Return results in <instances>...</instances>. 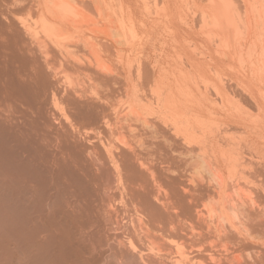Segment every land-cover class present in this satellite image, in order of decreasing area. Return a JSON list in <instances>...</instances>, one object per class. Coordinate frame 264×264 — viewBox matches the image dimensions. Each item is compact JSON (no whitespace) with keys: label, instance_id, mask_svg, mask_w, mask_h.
Instances as JSON below:
<instances>
[{"label":"rangeland","instance_id":"374dc122","mask_svg":"<svg viewBox=\"0 0 264 264\" xmlns=\"http://www.w3.org/2000/svg\"><path fill=\"white\" fill-rule=\"evenodd\" d=\"M38 1L0 0V29H2V31H9L12 40H14L13 37L15 39L17 37L20 38L21 43L18 39L19 45H27V47L32 50H29L30 53H38L37 56L33 53L29 56L33 57L35 61L37 60L39 64L45 62L44 55L49 53L48 60L50 62L48 61L49 63H47L49 65L53 64L57 70L60 66H63L60 70L65 71V74L68 75L65 76L62 71V76H65L62 78V81L59 78L61 75L53 79L51 78L53 81L52 91L63 103L67 115L74 127L80 133H88L90 141H86L75 133L70 127V123L65 121L60 113L53 107L52 93L48 95L49 97H47V101H45L46 104H42L44 105L43 107L41 106L43 108L41 109V116L43 115L44 117L41 129H44L40 131V133L41 135L44 133V135L39 137V140L41 139V146L48 142L47 151L45 149L47 147L46 145L42 147H44L45 151L43 152L47 155L48 161H50L52 155V161L49 162L51 165L54 161H63L66 157L69 159L70 157L73 158V155L74 158L78 159V164L81 163V165L79 164L80 168H82L81 175L86 181L88 188H90V190L88 189V199L83 201L84 203L81 202V206H84L82 208H87L86 211L89 209L88 219L86 218L87 215H85L83 221L85 228L89 226L87 227L88 232H85V235H87V233L88 235L85 236L84 233L83 235L85 239L87 238L86 241L90 242V246H92L91 241H93V245H95L93 247L99 250L96 251L93 249V251H96L94 253L96 256L94 255L95 258L93 257V259L89 261V264H91V262L92 264H94V262L96 264H109L114 259H118V256V261H122H119L117 264H121L123 261L124 263L127 261L128 263L126 262V264H130L129 261L135 258V263L138 260L139 264H146L140 261L137 252L129 249V246H125L129 238L136 243L135 245L138 249L144 251L143 254L150 256L149 259L151 262L146 259L147 264H172L173 261L170 260L169 256L174 254V250H170L172 245L163 240L165 237H171V239L176 241L182 238L187 242L194 240L195 244H193L194 247L190 252L194 253L192 256L199 255L200 258H205L206 264H214L210 262L208 258L207 252L211 251L217 252V256L224 254L223 256L226 258L222 256L220 264H264V84L261 82L264 78L261 75L262 79L259 77L261 80L259 81L257 79L259 74L255 76L257 73H252L254 71L253 64L252 69L250 66L251 62L253 63L254 61L248 58L247 60H250V63L243 62L247 57L239 60L242 55L238 54V52L235 53V48H219L220 46L218 47V43L212 42L211 38L208 36L210 35L208 34L209 32H207L205 28L202 29L204 27L200 19L202 7H204V4L202 5V0H157V5H159L157 8L155 7V3L153 5V0H102L104 2H100L101 0H74L75 5L82 1V3H78L77 6L79 7V5L83 4L81 6L84 8H79L78 10L81 9L80 11L83 12L82 14L86 16L82 17L80 15L79 18L81 22L82 20L85 21L83 23H85L84 26H86H83L80 19L78 21L81 25H78L80 23L73 25L72 22L70 23L72 25H70L67 19H63V22L60 21L57 28H60V30L62 28V31L70 32L71 34L67 33L68 39L65 41V43L68 41L70 45L67 44V46H69L68 49L70 48L71 50L69 51L67 49L69 52L67 50L63 52L64 50H62L63 53H61L59 48L58 50L55 46L50 45L52 44L50 41H47V52L45 50V53L43 49L42 51L45 53L43 55L40 53L42 48L39 46L37 47L34 43L35 38L28 35L21 24V22L31 21L32 18L35 17L36 9L34 10V8L43 7L46 1L48 5L52 0ZM98 3L101 6L105 3L106 6L105 4L104 6L108 13L111 12L109 13L110 15L112 11L114 12L112 18L110 15H107L108 13L105 14L106 10H104L103 13L102 7L104 8V6L100 8L98 5V7H96ZM35 4H38V7H36ZM188 5L190 9L192 8V10L196 11H194V13H196V15H194L196 19L192 16V10H189L192 15L188 12ZM110 6L112 7V11L109 10ZM97 9L99 13H96ZM101 12L103 13L102 16L104 19L102 23L100 22L101 19L98 18L100 17L98 14H101ZM95 13L98 15L96 19H92L91 17L87 18L91 14L96 17ZM189 14L191 17H189ZM104 15L109 16L111 19L108 17L105 19L106 16ZM65 20L67 23L64 22ZM94 20L97 23H95ZM98 22H100V24ZM97 24L99 25L96 27ZM103 25L107 29L110 28V31L103 29L104 31L106 30V32L102 33V29L100 28H104ZM113 25L118 27H113ZM77 27L86 30L89 28V30H79ZM97 28L100 29L101 33H98L99 30ZM118 28L120 31L116 30ZM90 29L93 30V33H91ZM75 30L81 32L76 33ZM96 30L98 31L97 33L94 32ZM2 31L0 30V32ZM5 31V34L2 32L3 35L0 33V35H2L1 37L9 33ZM11 33H13V35ZM16 33H18V36ZM107 33L109 35H106ZM14 34H16V37ZM87 35L90 36L89 40L88 37L86 39L84 38ZM8 38L9 34L4 40L9 41L10 38ZM69 38L72 40H70L71 42ZM1 40L0 43L4 41ZM83 41L85 44L91 43L84 46ZM92 42L94 44H92ZM89 45L91 49H89ZM27 47L25 48L27 49ZM94 48L96 49L95 52L93 51ZM90 50L98 55H95ZM83 54L88 58L90 57L89 60L87 59L88 61H90L91 58V61L94 60V66L91 64L93 67L88 65L89 63L86 61V57L84 58ZM38 56L40 57L39 59ZM99 56L101 58L99 60L102 62L104 61V64L107 63L108 67L111 66L110 69L113 70V73L110 71V74L108 72L106 74V71L99 70L97 66V61L99 60H96ZM120 56L121 58L119 60L118 57ZM81 57H83L82 60ZM95 57L97 58L95 59ZM40 59L44 61L40 63L38 61ZM78 59L81 61L76 62ZM42 64L44 65V63ZM244 65H246L245 69L247 70L243 69ZM31 66L32 64L28 66V69L29 67L31 68ZM60 70L58 72H60ZM102 72L104 74H102ZM201 77H203L204 82L201 81ZM65 78L71 79L72 81H70L75 83L76 87L77 84H79L82 91L84 90V93H92L93 91L97 93L98 91L100 97L104 100L100 103L98 101V104L97 101H95V104H100L101 106H96L99 107L100 110L98 108L96 109V107L94 109L101 114L92 110L94 113H97H93L92 117L94 118V116L96 117L97 115L98 118L96 117L94 120H91L92 118L90 115L89 117L91 119H89V121L88 118L86 121L82 120L84 118L81 119L78 115L81 111L79 106L87 102L85 101L86 98H84L86 94L82 96L84 100L80 101L78 96L74 94L71 89H66L64 85L66 82ZM220 79H223V81H220ZM63 80L65 81L64 83ZM93 82H96L94 83L96 90L93 88ZM163 82H165V84ZM159 83H161V85ZM205 83L208 84L206 85ZM79 88L80 87H77V89ZM126 92L130 93H127L130 95V99H135H132L135 106L139 104L137 109H140V113L144 115L143 119H147L148 125L146 126L141 121V123L135 122L133 126L139 130L135 129L134 133L130 134L129 132L131 129L128 127V124H123V132L127 138L131 137L130 141L134 140L132 142L134 147L136 148L137 146L135 151L139 156L137 158L135 156L137 154L135 153V158L138 160L141 158L139 161L146 163L148 167L147 170L151 169L150 171H152V173L139 165H136L140 167L139 169L136 167L137 170L134 169L136 171H132V173L129 172L130 169L127 166L135 158L133 154L130 153L128 155H132L133 160L130 159L131 156L127 155L129 151H125V149L120 146L122 152L119 154L121 149L116 151L115 158L121 163L119 164L121 165L122 183H124V187L121 188L122 186L119 185L116 171L98 139L102 138L105 140L109 138L111 132L109 127L105 125V122L110 121L113 124L116 123L115 107L119 106L120 101L127 99V97L124 98ZM90 95L91 94L87 95L86 100L89 99L88 96ZM173 96L174 98H172ZM91 98L90 96V101ZM152 98L154 99L151 102ZM76 99H78V101ZM157 99L159 103L161 100V104L157 102ZM172 99L175 101L172 102ZM143 100H146L147 103L143 102ZM166 100L169 106L171 103L174 105L179 103V106L176 107H179V110L177 109L176 112L174 105V107L170 108ZM2 101L4 102L1 103L3 106L6 104L5 107H8L7 110L9 112L10 102L6 101V103L5 100ZM79 101L82 103H78ZM155 101L158 104H156ZM153 102L155 106H152ZM8 103L9 105L7 106ZM91 103L94 104V102ZM12 104L13 103H11V105ZM11 105V114L7 113V110L1 106V110L4 109L7 113V115H4L6 116L5 118H3V116L1 117L2 119L0 118L2 121L4 119L6 120L7 116L10 117L9 115H11V118L13 117L17 121H20V114L18 113L19 107L16 108L17 110L14 109L15 111H13L12 108L17 105L13 104L12 107ZM19 105L22 107L19 109L23 112L27 109L25 106ZM159 105L161 107H159ZM82 107H84V105L81 106V108ZM159 109H163L165 112L161 111L160 113L162 114H160L157 112L160 111ZM171 109L172 111L174 110L173 113ZM22 111H20L21 115ZM169 111H171L170 113L172 114H170ZM14 112L19 114V118ZM178 112L179 115L177 114ZM184 112L187 113V115ZM1 113L4 114V112L1 111L0 115ZM13 114L16 116H12ZM178 116L180 117L178 118ZM22 118L23 116H21V120ZM45 119L46 121L48 120V122L45 123ZM170 119L173 120L171 121ZM183 119L189 120V123H187V121L185 122ZM166 120L168 122L165 123ZM174 121L175 123H173ZM173 124H176V127ZM178 124L179 129H177ZM180 124H183L181 126H185V128H181ZM212 124L215 125L213 126ZM191 128L193 129L191 130ZM182 130H186V132ZM99 132L101 135H97ZM184 134L187 137H185ZM184 138L185 140L188 139L191 141H185ZM202 139L203 142L201 141ZM123 150L127 153H123ZM73 151L78 154H74ZM122 153L131 161H128V159L125 160V156L122 155ZM54 156L56 160L53 159ZM79 159L82 160L80 161ZM126 161L129 162H127L128 165ZM202 161L204 162L202 163ZM135 162L131 164L134 165L139 163ZM202 164L204 167L200 170ZM244 167L246 168L244 169ZM170 168L172 171L175 170V173L171 170L172 173L167 171V169L169 170ZM203 169L207 171L205 170V172L202 173L204 171ZM208 170L211 171L208 172ZM212 172H216L219 175L221 174L223 179L218 182V180L211 176ZM229 176H231V178L234 177L231 179ZM235 179L249 184V187L253 191L254 205H251L244 199V201L240 199L244 203L237 199L239 198V195L236 193L237 191L235 192L234 189H231L234 184L233 180ZM157 184L160 187L162 186L163 191L165 190L169 193L167 195L170 199V203L172 202L171 205L175 207L177 211L175 210L173 212L171 210V212H169V210H166L167 212H165L164 207L154 199V196H159ZM222 188H224L226 193L222 191ZM162 193L164 194V192ZM162 193H160V197H165ZM235 194H237L238 197ZM206 196H208L210 200L213 199L214 202L220 200L221 205L219 206L218 204L217 206L216 204L215 206L221 207V210L225 209V206H229V204H227L228 201L226 199L224 200V198L228 196H232L231 198L234 197L233 200H237V205H235L238 207L236 208H239V212H237L238 210L235 208V210H237V217L235 218L231 211L225 209L227 212L226 215L225 210H222L224 211L223 213H225L223 218L229 221L226 219L219 221V219L216 218L214 221L219 224L223 223V227L220 228L219 231L215 229L214 225L209 226V224H206L203 220H199L194 210L197 202L200 203ZM208 197L206 198L207 202L209 201ZM147 201L148 203L153 202L150 204H154L160 209L163 207V214L159 213L162 215L161 220L158 219V217L160 218L159 214L156 218L160 221H155V218L152 219L151 216L150 218L155 224H153L152 220V223H148L150 218L147 217V214H144V216H146L148 220L145 219L144 221L148 223V227H146L148 230L146 231L145 228V231L149 233L148 235L151 236L152 240L157 245L161 246L163 253L160 256L164 257H154L153 254L147 251L146 234L138 229L139 223L136 218V209H140V211L143 212ZM213 201L211 203H214ZM110 203L112 204L111 207H109ZM156 212L158 211L155 210V213ZM228 214L232 216L234 221L231 220ZM186 220L193 223L196 229V237L192 236L193 232L190 230L191 223L185 222ZM93 223L95 225H93ZM218 223L216 224L218 225ZM92 225L94 226L93 228H91ZM91 233L93 237H91ZM87 242L86 244L89 245ZM119 243L122 244L119 245ZM97 244L98 247L100 246L99 248ZM189 244L192 243L190 242ZM2 250L3 251L0 252V264L12 263V261L10 262L12 253L9 250ZM121 251L126 253H122ZM121 253L122 257H120ZM123 254H126L127 258H125ZM111 255L114 256L111 257ZM123 257L125 260L122 259ZM138 261L136 264H138ZM114 262L115 261L110 264H116Z\"/></svg>","mask_w":264,"mask_h":264},{"label":"bare ground","instance_id":"6f19581e","mask_svg":"<svg viewBox=\"0 0 264 264\" xmlns=\"http://www.w3.org/2000/svg\"><path fill=\"white\" fill-rule=\"evenodd\" d=\"M98 1H100V0H98ZM41 2H43V1H41ZM46 2H44L45 5H43V7L40 6V8H34V10L36 9V13H35L36 15H35V17L32 18L31 21L29 20L27 22H21V21L20 22H21L23 28L25 29V31L28 33V35L35 38V42H34V39H33V42L37 45V47L39 46L40 48H42L40 50V53L42 55L47 52V49H46V48H48V46L46 45L47 41H50L52 43V44H50L48 42L50 45L55 46L57 49L59 48L61 53H63L69 47V46H67V44H69L68 41L66 43H65V41L68 39L67 35L70 34V32L68 33L66 31H62V28L60 30V28H57V25H59L60 21L63 22L62 21L63 19H67L69 24L72 22L73 25H77L78 23L81 22V19L79 18V16L80 15L82 17L86 16V15L82 14L83 12L80 11L81 9L78 10L79 8H84V7L81 6L83 4L79 5V7H78L77 5L79 2L77 3V5H75L74 0H52L49 2L51 7L49 6V4L47 5ZM100 2H104V1L101 0ZM80 3H82V1ZM99 3L96 4V7H98ZM154 3L156 5L155 7L157 8V6H159V5H157V0H153V5H154ZM38 4H39V1H38ZM38 4H35L36 7H38ZM104 4L105 3H103L102 6H104ZM202 5L204 6V7H202L203 9L201 8L202 11L200 14L201 15L200 19H201L202 25H204V27L202 26L203 27L202 29L205 28L206 31L209 32L208 34H210V35H208V34L207 35L209 36V38H211L212 42H214L216 44L218 43L217 45H218V47L220 46L219 48H221V47L224 49H226V48L227 49H231V48L234 49L235 48V50H236L235 53L238 52V54L242 55L241 58H239V60L243 59L244 57L245 58L247 57L246 60L249 58L251 61H254L253 63L251 62L250 68L252 69V64H253L254 71L252 73H255V74L257 73L255 76H257L259 74L257 79L259 81H261L259 77H261V75H262L264 78V0H202ZM88 6H90V5H88ZM102 6L99 5L100 8ZM105 6H106V4H105ZM105 6H104V8H105ZM111 6L109 9L110 11H112ZM104 8L102 7L103 13H104V10L107 11V9L106 8L104 9ZM188 8H189V5H188L187 9ZM82 10L85 11L84 9H82ZM189 10H192V8L191 9L189 8L188 12H189ZM32 11H33V8H32ZM100 11H101V9H100ZM106 11H105V14L108 13V11L107 12ZM194 11L195 10L191 11L193 13V15L191 12H189L193 17H194V15H196V13H194ZM97 12L99 13L98 9H97L96 13ZM103 13L101 12V14H98L100 16L98 18L101 19V21H100L101 23H102V21L104 22V19L102 16ZM109 13H111V12H109ZM109 13L107 15H110ZM113 13L114 12L112 11V14ZM112 14L110 15L111 18H112ZM91 15L88 16L87 18L91 17L92 19L93 18L96 19L98 16L97 14H96V17H94L93 15L91 16ZM107 15H104V16H106L105 19H107V17L110 18ZM191 15L189 17H191ZM79 19H80V22L78 21ZM64 22L67 23L66 20ZM83 22H85V21L82 20L81 23H83ZM100 22H98V23L100 24ZM81 23L78 25H81ZM95 23H97V22L95 21ZM72 24H70V25H72ZM84 24L85 23H83V26H84ZM99 24H97L96 27ZM93 25H95V24H93ZM88 26H89V24H88ZM8 27H10V26H8ZM91 27H93V26H91ZM107 27H109V26H107ZM113 27H116V25L115 26L113 25ZM78 29L79 30L83 29L85 31L89 30V28L87 30L84 28H81V29L78 28ZM92 29H94V28H92ZM92 29H90L91 33H93ZM100 29H102L101 32L103 33V32H106V30H109L110 28L107 29L104 26V28L102 27ZM100 29H98L99 32L97 30L94 32L101 33ZM103 29H106V30L104 31ZM0 30L2 31V29H0ZM70 30H73V29H70ZM116 30H119V28ZM4 31H2V32L4 33ZM109 31H107V32L110 33ZM2 32H0V33L3 35ZM5 32H9V31H5ZM75 32L80 33L81 31L78 32L77 30H75ZM108 33L106 35H109ZM8 34H9V38L11 37L10 32H9V33H7L6 36L4 35L5 38L8 36ZM11 34L13 35V33H11ZM16 34L18 36V33H16ZM16 34H14L15 37H16ZM2 35H0V37ZM70 35H69V37H70ZM4 36L1 37V39L4 38ZM117 36H118V34H117ZM87 37L89 40L90 39L89 35L85 36L84 38L86 39ZM119 37H121V36H119ZM4 39H2V40H4ZM13 39L14 40H12V38H10L9 39L10 42L8 40H6V41L4 40L5 42L3 41L2 43H0V104H2L1 102H4L2 100H5V102L9 101L10 105H11V103L17 105L16 107L12 108L13 111L17 110L16 108H18V107L22 108V107H20L19 104H21V106H25L27 109L24 110V112H23L21 109L18 108V113L20 115L18 113L16 114L14 112V114H16L18 118L20 116V121H17L13 117L11 118V115H9V114L8 115L10 117L7 116V119L6 120L4 119L2 121L1 120L2 116H3V118H5L6 116H4V115H7V113L11 114V111H10L11 108H10V105L8 103L7 106L9 105V109H10L8 112V110H7L8 107L7 108L5 107L6 104H4V106H3V104L0 105V112L1 111L4 112V114L1 113V115H0V118H1L0 119V252L3 251L2 249H5L4 251L9 250L12 253V259L10 260V262L12 261V263H10V264H89V261H91L93 259V257L95 258V256H96V254H94V253L96 251H99V250H97L96 248L93 247V246H95V245H93V241H91L92 246H90V242L89 241L87 242L86 241L87 238L85 239V237H84L85 232H88L87 227H89V226L86 225L87 227L85 228V226L83 225L84 224L83 221L85 219V215H87L86 218L88 219L89 209H88V211H86L87 208L85 207L86 209H84V208H82L84 206H81V205H82V203H84L83 201H86L88 199V197H89L88 189L90 190V188H88L86 181L83 179V177L81 175V172H82L81 169L82 168H80V166H79V164L81 165V163L78 164V162H77L78 159L74 158V155L71 154V155H73V158L70 157V159H69L68 157H66V159H63V161H60V160L54 161L53 160L55 163L53 162V164L51 165V163H49V162L52 161L51 160L52 155H51L50 161H48L49 159L47 158V155L45 154V152H43V151H45L44 147H42L45 145L47 146L48 142H46V143L44 142L45 145L43 144L41 146V144H42L40 141L41 139L39 140V137L44 135V133H43V135H41V133H40V131H43V129H44V128L41 129L42 128L41 126L43 124V118H44L43 115L41 116V114H42L41 109H43L42 107L44 106L42 104H46L45 101H47V97H49L48 95L52 93L51 96H52L53 107L60 113L61 117L64 118L65 121L70 123V127L75 131V133H77L81 138H84L86 141H90L88 138L89 134L88 133H80L74 127L69 116L67 115V112H66V109H65L63 103L57 98V95L52 91V89H53L52 79L53 78L59 77L61 75V77H59V78L62 81L63 77L68 76L65 74V71H63V70L62 71L64 72L65 76H62L63 72L60 70V68L63 66H60L57 70V68L54 67L53 64L49 65L48 64L50 62L48 60L49 59L48 58L49 53L44 55V57H45L44 59H45L46 63L42 62V63H44V65H43L41 63V61H44V60L40 59L38 61L41 64H39L37 62V60L35 61V59L33 57H30L32 55V53L33 54H35V53L34 52L30 53V51H32V50H30L27 47V45L26 46L22 45V44H21L22 46L19 45V40L21 43L20 38L17 37L15 39L13 37ZM70 40L71 39L69 38V41ZM92 41H93V38H92ZM80 42H81V40H80ZM122 42H124V41H122ZM90 43H88V44H90ZM23 44H25V43H23ZM83 44L85 46L87 43L85 44L83 41ZM92 44H94V43L92 42ZM95 45L98 47V45L96 43H95ZM23 46L27 47L28 50ZM75 46H77V45H75ZM72 47H74V46H72ZM88 47H89V49H91L90 45ZM92 47H94V46H92ZM97 47H95V48H97ZM95 48L93 49L94 52L96 50ZM43 49H44V52L46 50L45 53H43V51H42ZM62 50H64V51L62 52ZM68 50L70 51L71 49L69 48ZM90 51H89V53H90ZM93 51H91V52L94 53ZM116 51H118V50H116ZM37 54H35V56H37ZM94 54L98 55L96 53H94ZM120 54H121V52H120ZM238 54H236V55H238ZM202 55H204V54H202ZM240 55H239V57H240ZM77 57H79V56H77ZM35 58H37V57H35ZM39 58L40 57L38 56V59ZM46 58H47V61H46ZM82 58L83 57H81V60H82ZM84 58L86 59V61H88L90 57L88 58L86 55H84ZM96 58L97 57H95V59ZM120 58H121V56L118 57L119 60H120ZM91 59H90V61H88V63H89L88 65L90 66L92 64L94 66V64H95V63H93L94 60L91 61ZM99 59H101L100 56L96 60H99ZM81 60L78 59V60H76V62L77 61L80 62ZM246 60L243 62H249L250 61V60L249 61L248 60L246 61ZM83 61H85V60H83ZM103 62L101 60L97 61V66H98L99 70L106 71V74H107V72L110 74V71L113 73V70L110 69L111 66L108 67L107 63L104 64ZM121 62H122V60H121ZM30 64H32V66H31V68L29 67V69H28V66ZM254 64H255V66H254ZM243 67H244L243 69H245L246 65H244ZM32 68H33V71H32ZM59 70H60V72H58ZM245 70H247V69H245ZM255 71H257V72H255ZM102 74H104V73L102 72ZM66 78H69V77H66ZM193 78H195V77H193ZM204 78H206V77H204ZM200 79H202L201 81L204 82L203 77H201ZM261 79H262V77H261ZM57 80L60 81L59 79H57ZM64 80H63V83L66 81L64 84L66 86V89H68V88L71 89L74 92V94H76L78 96V99L80 101L81 100L83 101L84 98L87 99V95L91 94L90 95L92 97L91 101L89 100L90 96H88L89 99L88 100L85 99V101H87V102H85L84 104H81V106L84 105V107L81 108V106H79L81 111L79 112L78 115L81 117V119L84 118L82 120L86 121L88 118V121H89V119H91V118H92L91 120H94L96 117L98 118L97 115H96V117L94 116V118L92 117V115L96 111V109L97 108L99 109V107H96V106H101L100 104L97 105L98 101H99V103L104 101L103 98L100 97V94L98 93V91H97V93L99 95L94 91L92 93H84V90L82 91L81 86L79 84H77V87H80V88L77 89L76 84L71 82L72 81L71 79H70L71 81L69 79H66L65 81ZM89 80H90V78H89ZM152 80H153V78H152ZM220 81H223V79L222 80L220 79ZM263 81H264V79H263ZM263 81H261V82L264 84ZM90 82H91V80H90ZM153 82H152V84H153ZM94 83H96V82H93L92 85H93V88L95 89L96 86L94 85ZM154 83H157V82H154ZM163 83L165 84V82H163ZM208 83H205V84L207 85ZM220 83H223V82H220ZM159 84L161 85V83H159ZM74 85L76 88L74 87ZM181 87H180V89H181ZM164 91H163V93H164ZM151 92H152V90H151ZM81 93L82 94L84 93V94L82 95ZM127 93L130 94L129 92H126V95L124 98L127 97V99L124 101H120L119 102L120 104L118 107L114 106L116 109V111H115L116 112V120H117L116 123L113 124L110 121L105 122V125L109 127L110 132H111V134L109 136L110 139L109 138L105 139V140H103L102 138L98 139V141L104 147V149H105V151L109 157V160H110L111 164L113 165V167L116 171V174H117L116 176H117V179L119 181V185L122 186L121 188L124 187V183H122V173H121V165H120L121 163L118 160H116L115 152L119 151L121 149L119 152V154H121V152H122V148H120V146H121L125 149V151L126 150L129 151V153H127L123 150V153H125V154L127 153V155L131 153V154H133V156L135 153L137 154V152L135 151L137 146L135 148L133 143H132L134 140L130 141L131 137L127 138V136L123 132V129H124L123 124H128V127L131 129V131L129 132L130 134L134 133L135 129H137L133 126V124L135 122L136 123L143 122L146 126L148 125L147 119L146 118L143 119L144 115L142 113H140V111H139L140 109L139 110L137 109V106L139 104L135 106L134 101L132 100L134 98L130 99V95H128ZM85 94H86V97L84 96ZM82 96H84V98ZM81 98H83V99H81ZM172 98H174V96ZM177 98L179 99L178 96H177ZM78 99H76V100L78 101ZM153 99L154 98L151 99V102L153 101ZM165 99H166V97H165ZM138 100H140V99H138ZM172 100H173L172 102L175 101L174 99H172ZM80 101L78 103H82ZM95 101H97V104H95ZM91 102H94V104ZM143 102H146V100L145 101L143 100ZM157 102L159 103L158 99H157ZM157 102L155 101L156 104H158ZM166 102H167V100H166ZM177 102H178V100H177ZM13 104L11 105V107L13 106ZM159 104H161V100H160ZM153 105H154V102L152 103V106ZM167 105H168V102H167ZM173 105L174 104L171 103V105L170 106L168 105V106L170 108L175 106L174 108L177 112V109L179 110V107L178 108H176V107L179 106V103H177V105L176 104L174 106ZM1 106L7 110V113L4 109L1 110V108H2ZM95 107H96V109H94ZM159 107H161V106L159 105ZM164 108H166V107H164ZM144 110H145V108H144ZM20 111H22V115H21ZM148 111H149V109H148ZM154 111H155V109H154ZM161 111L165 112V110H163V109H161L160 111H157V112L160 113ZM167 111H166V113H167ZM171 111H172V109H171ZM171 111H169V113ZM142 112H144V111H142ZM151 112H152V110H151ZM173 112H174V110L172 111V113ZM97 113L101 114L99 112H97ZM97 113H94V114H97ZM172 113H170V114H172ZM14 114L12 116H16ZM160 114H162V113H160ZM177 114L179 115V112ZM185 114L187 115V113H185ZM90 115H91V118L89 117ZM157 115H159V114H157ZM21 116H23L22 120H21ZM163 116H164V114H163ZM166 116H168V115H166ZM80 117H79V119H80ZM168 117H166V118H168ZM179 117L180 116H178V118ZM185 119H183V120H185ZM167 120L165 121V123L168 122ZM186 121H187V123H189L188 122L189 120H185V122ZM44 122L46 123V122H48V120L46 121V119H45ZM131 122H132V124H131ZM173 123H175V121ZM173 125L175 126L176 124H173ZM181 125H183V124H180V126ZM212 125L214 126L215 124H212ZM178 127H179V124L177 126V129H179ZM181 128L184 129L185 126H181ZM192 129L193 128H191V130ZM137 130H139V129H137ZM189 130H190V128H189ZM182 131L186 132V130H182ZM174 132H178V131H174ZM214 132H215V130H214ZM181 134H183V133H181ZM185 134H184V136H185ZM97 135H101V133L99 132ZM185 137H187V136H185ZM44 138H45V136H44ZM190 139H191V137H190ZM184 140H185V138H184ZM187 140L188 139H186L185 141H187ZM188 141H191V140H188ZM201 141L203 142V139ZM192 143H194V142H192ZM47 148H48V146L45 148L46 151L48 150ZM203 150H205V149H203ZM49 152H50V149H49ZM49 152H47V153H49ZM75 153L76 152H74V154ZM123 153H122V155H124ZM49 154H51V153H49ZM76 154H78V153H76ZM128 156H131L130 159L133 158L132 155H128ZM135 156L138 158L139 155L137 154ZM135 156H134V158H135ZM121 158L123 159L122 156H121ZM53 159H55V156ZM124 159L127 160L128 157L126 158V156H125ZM130 159H128V161H131ZM135 159L134 160L132 159L133 161L131 162V163H133L135 161H136L135 163L139 162L138 164H134L135 166L132 165L131 163L128 165L129 162L126 161V163L128 162L127 167L130 169L129 172L132 173V171H136L137 168L139 169L140 167H143L144 169L146 168L145 170H147V168H148L147 164L143 163L142 161L141 162L139 161L141 158H139V160L138 159L135 160ZM79 160L81 161L82 159H79ZM203 162L204 161H202V163ZM136 165H139L140 167H137ZM203 167L204 166L202 164L200 166V170H202L201 168H203ZM245 168L246 167H244V169ZM134 169H136V170H134ZM150 170H147V171L152 173V171H150ZM170 170L172 171L171 168L169 170L167 169V171H170ZM205 170L202 173H204ZM139 171H137V172H139ZM171 171H170V173H172L173 171L175 173V170H173L172 172ZM210 171L208 170V172H210ZM216 172H214L215 174L212 172V175L211 174L210 175L213 176V178H215L216 180H218V182H220L223 179V177L221 176V174L219 175ZM229 177L231 178V176H229ZM240 181L241 180H236V179L233 180L234 184L231 187V189H234L235 192L237 191L236 193L239 195V198H237V199H239V201H242L244 199V200H246V202L250 203L251 205H254L255 201L253 199V191L249 187V184L245 183V182L243 183ZM245 181H247V180H245ZM156 186H158L157 191L159 193V196L158 195L154 196L155 197L154 199L158 203H160L161 206L164 207L165 212H167L166 210H169V212H171V210H172L174 212L176 210V208L171 205L172 202L170 203V199L168 198V195H167L169 193H167V191H165V190L163 191L162 186L160 187L158 184ZM222 191H224V193H226L224 188H222ZM162 192H164V194ZM160 193L165 195V197L161 196L163 199L160 197V195H161ZM241 193H243V194H241ZM237 194H235V195H237ZM238 195H237V197H238ZM207 197L208 196H206V198ZM231 197L228 196L227 198H224V200L226 199L228 201V202L226 201L227 204H229V206H225V209L228 211H231L233 213L234 217L236 218L237 217L236 211L239 208H236V207H238V206H236L237 200L235 201V200H233L234 197L233 198H231ZM240 197H243V198H240ZM205 199H202V201H200V203L197 202L196 207L194 205V207H195L194 211L196 213V216L199 220L201 219V221L203 220L206 224H209V226L214 225L215 229L217 231H219L220 228L223 227V223L219 224L218 222H216L214 220L216 218H218L219 221L225 220L226 218L224 219L223 217L225 216V213L227 215V212L225 209H222V210H225V213H223L224 211H222L220 209L221 207L220 208L217 207L218 204H219V206L221 205L220 200H217V202H219V203H217V202H214L213 199L210 200L209 197H208V199H209L208 202H207V199H206V201H205ZM240 199H242V200H240ZM212 201L214 203H211ZM147 203H148V201H147ZM147 203H145L146 207L144 206L145 209L143 210V212L140 211V209H138L140 212L136 209V218H137V221L139 223L138 229L146 234L145 239L147 240V243H146L147 251L150 254H153L154 257H156V256H160L163 253V250L161 249V246L157 245L152 240L151 236L148 235L149 233L146 232L148 230L146 227H148V223L153 222V224H155V222L152 220L154 218H155V221L161 220V217H162L161 214H163L162 213L163 207L160 209L158 206H155L154 204H153L154 205L153 206L150 204L153 202H149L148 204ZM216 204H217V206H215ZM111 205L112 204L110 203L109 207H111ZM238 205H239V203H238ZM171 206H172V208H171ZM156 207H158L159 209ZM235 208L237 210H235ZM155 210L158 211V212H156L157 214L155 213ZM237 212H239V210ZM159 213H161V214H159ZM144 214L145 215L147 214L148 218H150L152 216L151 217L152 219L150 218V221H148V223H146L144 221L145 219L148 220V218H146V216H144ZM158 214L160 215V218L158 217L159 216ZM157 217L160 220H157L156 219ZM230 217H231V220H233L232 216H230ZM151 220H152V222H151ZM226 220H228V219H226ZM106 222H108V221H106ZM185 222H188V221L186 220ZM222 222H224V221H222ZM188 223H191L190 224V230L193 232L192 236L196 237V234H195L196 229H195L193 223L191 221H189ZM216 223H218V225ZM93 225H95V224L93 223ZM93 225L91 228L94 227ZM91 228H89V229H91ZM145 228H146V231H145ZM83 233H84V235H83ZM87 235H88V233H87ZM87 235H85V236H87ZM91 237H93V234L91 235ZM89 240H92V239H89ZM163 240H165L166 242H169L172 245L170 250H174V254L169 256L170 260L173 261L172 264H206L207 263L206 259L202 258V257L200 258L199 255L192 256L194 253H192L190 251L194 247V245H193V244H195L194 240H190L189 242H187L186 240H183V238H182V239H180V240L178 239V241H176L174 239H171V237H168V238L165 237V238H163ZM86 242L89 245H87ZM190 242L192 244H189ZM94 243H95V241H94ZM120 244H122V243H119V245ZM135 244L136 243L134 241H132L131 238H129L127 240V245H125V246H129L130 247L129 249H131L134 252H137V255L139 256L140 261L147 264L146 259L149 261L150 256L147 254H146L147 256L145 254H143L144 251L138 249V247ZM97 247H98V244H97ZM93 249H95L96 251L95 250L93 251ZM205 252H201V253H205ZM112 253H113V251H112ZM122 253H126V252H122ZM122 253H121L120 257H122ZM207 253H208L209 261L213 262L214 264H220V262L222 260L221 257L224 255V254L223 255L220 254L217 256L218 253L212 252V251L207 252ZM114 255H111V257ZM123 255H125V258H127L126 254H123ZM97 257H98V254H97ZM132 257L134 258L133 255H132ZM160 257H164V256H160ZM223 257H225V256H223ZM125 258L123 257L122 259L125 260ZM118 259H119V256H118ZM118 259H116L117 261L115 259L114 260L112 259V260L115 261L114 263L117 264L119 261H122V260L118 261ZM135 259H133V260L131 259L129 261L130 264H136L138 260L135 263L134 262ZM113 261L110 263H113ZM126 262L124 263V261H123L121 264H123V263L126 264ZM150 262H151V260H150ZM91 264H92V262H91ZM94 264H96V263L94 262ZM138 264H139V261H138Z\"/></svg>","mask_w":264,"mask_h":264}]
</instances>
